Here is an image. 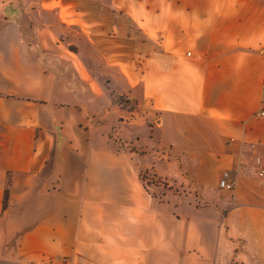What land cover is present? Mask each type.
I'll return each mask as SVG.
<instances>
[{
  "label": "crops",
  "instance_id": "1",
  "mask_svg": "<svg viewBox=\"0 0 264 264\" xmlns=\"http://www.w3.org/2000/svg\"><path fill=\"white\" fill-rule=\"evenodd\" d=\"M263 168L264 0H0V264H264Z\"/></svg>",
  "mask_w": 264,
  "mask_h": 264
},
{
  "label": "built area",
  "instance_id": "2",
  "mask_svg": "<svg viewBox=\"0 0 264 264\" xmlns=\"http://www.w3.org/2000/svg\"><path fill=\"white\" fill-rule=\"evenodd\" d=\"M188 54H191L190 52ZM252 147L254 144L251 145ZM257 161L260 163L261 158L258 157ZM261 175L264 174V168L261 170ZM220 186L227 188V189H233L235 187V180L230 177L229 171H225L223 174L222 179L220 180ZM35 264H53L51 260H43L41 262L35 263Z\"/></svg>",
  "mask_w": 264,
  "mask_h": 264
},
{
  "label": "trees",
  "instance_id": "3",
  "mask_svg": "<svg viewBox=\"0 0 264 264\" xmlns=\"http://www.w3.org/2000/svg\"><path fill=\"white\" fill-rule=\"evenodd\" d=\"M122 98V97H121ZM125 99V101L127 102V103H129L128 101V99H126V98H124ZM116 102H118V100L116 99ZM146 178V177H145ZM9 185H10V182H9V180H8V186H7V188H6V192H5V196H4V208L8 205V203H9ZM167 189H170V190H172L173 189V187L172 186H167ZM155 195L156 194H158L159 192L158 191H152ZM160 192H162V191H160Z\"/></svg>",
  "mask_w": 264,
  "mask_h": 264
},
{
  "label": "water",
  "instance_id": "4",
  "mask_svg": "<svg viewBox=\"0 0 264 264\" xmlns=\"http://www.w3.org/2000/svg\"><path fill=\"white\" fill-rule=\"evenodd\" d=\"M146 186L150 190L160 189V187L155 183V181L153 179H147L146 180Z\"/></svg>",
  "mask_w": 264,
  "mask_h": 264
},
{
  "label": "rangeland",
  "instance_id": "5",
  "mask_svg": "<svg viewBox=\"0 0 264 264\" xmlns=\"http://www.w3.org/2000/svg\"><path fill=\"white\" fill-rule=\"evenodd\" d=\"M122 97V99H123V101H125V99H124V97L123 96H121ZM126 99H128L129 101V103H127L126 101V104H127V106H130V107H133V105H134V103H135V101H136V99L134 98H128V95L126 96ZM160 122H161V120H160Z\"/></svg>",
  "mask_w": 264,
  "mask_h": 264
}]
</instances>
